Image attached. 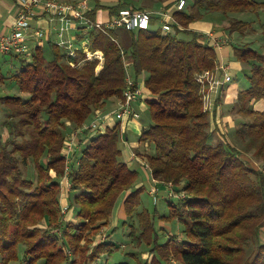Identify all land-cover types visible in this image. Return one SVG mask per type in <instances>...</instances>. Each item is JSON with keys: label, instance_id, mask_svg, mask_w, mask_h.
<instances>
[{"label": "trees", "instance_id": "trees-1", "mask_svg": "<svg viewBox=\"0 0 264 264\" xmlns=\"http://www.w3.org/2000/svg\"><path fill=\"white\" fill-rule=\"evenodd\" d=\"M154 1L161 4L160 10L123 0L113 6L95 0L89 11L92 19L99 9L115 14L132 7L155 13L171 10L175 22L165 32L159 16L152 15L149 29L127 32L126 50L113 29L94 28L80 35V40L87 39L89 51L103 52L101 69L82 49L71 56L49 40L46 51L39 45L29 55H8L20 66L7 79L28 97L0 96L6 108L0 120V264H109L101 262L102 257L111 256L119 245L110 235L99 243L95 236L108 228L120 201L126 219L137 217L140 223L137 234L133 221L124 220L131 228L129 237L150 246V257L128 253L129 261L114 264H132L130 258L133 264H264V107L253 106L257 101L264 104V51L249 43L233 48L235 59L249 65L250 75L249 87L239 92L233 110L245 120L228 142L219 128L211 129L203 85L197 79L215 69L216 50L189 28L218 14L229 34L254 33L255 21L239 16L255 14L261 20L264 2L186 0L177 10L178 0ZM126 57L136 77L144 73V86L153 96L147 102L152 121L143 127L138 142L153 145L154 152L138 148L137 155L154 180L163 186L172 183L174 191L184 193L178 205L169 203L171 214L184 225L182 239L172 235L160 243L148 211H137L143 187L136 182L137 171L121 160L118 145L126 137L121 123L104 133L91 129L94 135L73 160L64 155L67 122L81 129L111 100L124 98ZM216 133L220 138L215 139ZM239 141L245 146L240 148ZM249 152L259 161L257 167L242 157ZM64 175L73 191L66 207L73 209L75 220L65 217L61 203Z\"/></svg>", "mask_w": 264, "mask_h": 264}, {"label": "crops", "instance_id": "crops-1", "mask_svg": "<svg viewBox=\"0 0 264 264\" xmlns=\"http://www.w3.org/2000/svg\"><path fill=\"white\" fill-rule=\"evenodd\" d=\"M118 0L113 1V0H101L102 4H107L108 6H113L115 3H117ZM95 0H92L90 3V8L93 9L95 6ZM20 9V6L18 4L17 0H0V30L3 32H7L10 30L11 25L13 24L17 13ZM156 10H160V8H155ZM32 14L30 16V26L31 30L35 29H40L44 33L42 38H36V37H29L26 39L27 41L25 42V45L27 48L30 50H33L36 46H43L45 48V51L48 47L47 41H55L57 39V30L59 28V22L51 20L45 12H43L40 8H34L33 11H31ZM160 12H166L168 14H172L171 10H162L157 13L153 12V15L159 16V22H161L162 18L160 16ZM111 13L109 9H99L95 15V19L99 22H107L110 17ZM221 15H211L204 17L202 20H197L193 23L190 24L189 28L192 29L193 31H196L200 34H202L207 41H209L210 45L214 46L216 50V59L215 63V69L212 71L211 74V80L210 84L206 85L204 87V101H203V106L204 108L209 112L211 116V129L214 128H219L220 133H225L228 138V134L223 131L222 124L226 123L227 126L233 127L230 128L231 131L234 130V127H236V122L238 121L235 118V114L233 112L234 106L238 100V94L241 90H244L245 88L249 87V75H250V69L249 65L242 63L240 61H237L234 57V50L233 48L235 45H241L242 42L244 43H249L250 44V39L251 36H248L247 33L240 34L238 32H233L229 34L226 32L224 29L225 25V20ZM161 25V23H160ZM116 33V38L117 42L120 44L122 48L126 50L128 49V46L130 45V36L127 33L126 30L123 28H115L113 29ZM72 36L75 35V40L73 41V44L78 48V50L82 49L83 51L89 50L87 44L85 43V39L80 40L78 37L79 35H85V34H79L77 33L76 29H72L69 32ZM254 34V33H250ZM243 37L242 41H240L238 38ZM238 39V40H237ZM80 42V45L77 43ZM254 47V44H252ZM260 50L264 51V46L262 48H259ZM90 54L88 60H95L96 58L102 56V59H98V66L103 67L104 63V55L101 50H96V51H88ZM2 54V53H0ZM92 54V56H91ZM4 57V60L13 64L15 61H18L16 58L2 54ZM82 61L80 65L83 64ZM131 60L128 59V57L125 58V64L127 65V75L134 79L138 84L142 86V91L143 95L142 97L139 98L135 103H140L141 106H144L143 101L148 102V98L153 99V96L146 90L144 86V78L145 75L144 73L140 74L138 77H136L135 70L133 68V65L130 63ZM20 66V65H19ZM228 66L229 69L227 70L226 73H228L231 77V80L229 82H225L222 85H216L214 84L213 80L218 79L221 80L224 77L225 71L223 70V67ZM97 67V71L100 70ZM1 72V69H0ZM142 81L140 79L142 78ZM143 100V101H140ZM119 100H111L108 106L103 109L99 110L95 113L93 118L91 119V122H95V128H98L100 132H103L107 128H113L116 126L117 122L121 123V130L126 134L127 133V126L129 123H135L137 125V120L136 119H126V120H118L115 117L114 111L118 107ZM254 108L257 109H262L264 107L263 102L257 101L253 103ZM134 120V121H133ZM139 120V119H138ZM132 121V122H131ZM133 125V124H132ZM142 130V129H141ZM94 131H90V129L84 128L83 130L81 129H75L73 128L72 125L68 126V137L67 139H74V143L76 144V147H74L73 152L71 151L70 153L67 152L66 149V143L67 139L65 142V147L64 149V155L68 157V160L71 161L73 160L72 157L74 156L76 150L78 149L77 147H80L82 144L85 142L87 143L94 135ZM70 133V134H69ZM219 133H216L215 136L218 138ZM139 137V136H138ZM230 142V140L228 141ZM124 143L128 148H134L131 150V161L137 160L138 162H141V165L143 161L140 159V157L137 155L138 148L140 147V143L137 142H130L129 137L126 135L124 137ZM129 161V165L132 167V162ZM147 167V166H146ZM154 181V180H153ZM158 184H161L160 182H155ZM141 186V183L138 184ZM61 189L63 193L65 194L64 197V202L61 197V203L63 207L71 203V189L68 187V178L64 176L61 179ZM157 193L156 189L150 191V193ZM156 198V197H155ZM72 210V209H71ZM70 211V210H69ZM124 211H123V205L120 201L118 206L116 207V210L114 212V215L112 217L111 223L109 225H116V223H119L118 220L122 219L125 220L126 216L124 217ZM69 214H66V217L70 220L74 219V213H72L69 217ZM75 220V219H74ZM263 233H264V228H263ZM264 237V236H263ZM111 238V237H110ZM111 241L115 242L112 238L110 239Z\"/></svg>", "mask_w": 264, "mask_h": 264}, {"label": "rangeland", "instance_id": "rangeland-1", "mask_svg": "<svg viewBox=\"0 0 264 264\" xmlns=\"http://www.w3.org/2000/svg\"><path fill=\"white\" fill-rule=\"evenodd\" d=\"M60 1H64V2H80L81 1L82 2V0H60ZM113 1H115V0H113ZM123 1L131 2L133 5L140 6V7L150 6L152 8H154V7L155 8H161L160 7L161 4L155 2L154 0H123ZM257 1L264 2V0H257ZM88 2L90 4L92 2V0H88ZM37 8H40L42 10L41 7L37 6ZM259 15H260L259 17H261V20H258V18L255 17L256 16L255 14H254V16H253V14H251V15L250 14H242L241 16L238 15L239 18L248 19V20L252 19L255 21L254 26L256 27V32H254V34H250L251 32L247 31L248 36H251L250 44H254L255 48H262L264 46V34L262 31V25H264V10H262L259 13ZM260 23H262V24H260ZM225 25H227L226 21H225ZM158 27H159V25L156 26L155 28L157 29ZM238 39L240 41H242L243 37H239ZM254 41L256 43H254ZM77 44L80 45V42H78ZM242 44H244V42H242ZM4 57L5 56L0 54V69H1L2 77H4L2 79V77L0 75V96H5V95H18L19 96L20 95L23 97H28L27 93L21 92L19 87L16 84L10 83L9 79H7L8 76H10L11 74H13L17 71L20 63L18 61H15L13 64H11V63L5 61ZM210 73L212 74V72H210ZM142 79H143V76L140 79V81H142ZM201 88L203 89V86ZM148 99H151V98H148ZM140 101H143V100H140ZM143 104H144V106H141L140 103L134 104L135 108L140 113L141 118L139 120H137V122H138L137 125L135 123H129V125L127 126L126 135L129 137L130 142H132V141L137 142L138 136L140 135V133L142 131L141 129H143V127L150 124L152 121L151 113L149 110V105L147 104L146 101H143ZM5 110H6V108L2 107V105L0 104V120H3L5 118ZM235 118L237 121L239 119V121L236 122V126H238L241 123L240 121L245 120V118L242 115H236ZM66 125L70 126L71 124L69 122H67ZM222 128H223V131L228 134V138H229L228 141L229 140L231 141L232 131L230 128L233 129V127H229V126H227L226 123H223ZM234 128H236V127H234ZM215 139H218V136L215 137ZM86 144L87 143L85 142L80 147H77L78 149L76 150V154H75L76 156L81 152V150L83 149V147L86 146ZM118 146H121L120 147V149L122 151L121 160H124L127 163H129V161H131V152L130 151L133 150L134 148L133 149L128 148L126 146V144L124 143V140H121L120 145H118ZM238 146L240 148H242L245 146V144H244V142L239 141ZM74 147H76L75 143L73 144V150H74ZM143 149H147L149 154H152L154 152V146L151 144H149L148 147L140 144L139 150H143ZM242 157L244 158V160L247 161V163L250 162L252 165H255L257 167L259 161L254 160V158L250 155V152L243 154ZM72 159H74V156L72 157ZM131 162H132V169H135L138 173V179L136 182H137V184L141 183V187H143V189L141 190V193H140V205L138 206L137 211L140 212L144 209H146L148 211V214L150 215V217L153 220L154 225L156 227L157 240L160 243H162L163 241L165 242V240H167L168 237L172 236V235H177L180 239L184 238V233H183L184 225L182 224V222H180L176 217H174L171 214V207L169 205V203L171 204V202L175 205H178L180 203L179 199L184 196V193L173 191V194H176L177 196L170 197L166 186H163V184L155 183L153 181V178L151 177L150 171L146 167V163L143 162L141 165V162H138L137 160H134ZM30 167H32V166H30ZM29 171H30V169H29ZM26 175H28V174L26 173ZM68 183H70V182H68ZM70 187H71V183H70ZM151 189L152 190L156 189L157 193L156 194H155V192L150 193ZM178 196H180L179 199H178ZM61 197H62L63 202H64L65 194L63 193L62 189H61ZM71 200L73 201V191H71ZM65 207H66V204L63 208V211L66 212L65 214H69L68 215V217H69L73 213V209L70 211L69 210L67 211V208H65ZM135 215H136V213H135ZM65 217H66V215H65ZM73 217H75V216H73ZM124 217H125V215H124ZM126 221H128L129 223L133 221V223H131V224H134V228L138 231L137 234H139V232H141V230L139 228L140 223H139V220L137 217H135L132 221L125 219V222ZM118 222L119 223H116V225H112V226L109 225L108 228L107 227L103 228L102 233L97 234L95 236V242L96 243H99L103 240H105V241L108 240V238L105 237V234H106V235H110L111 238L115 241V243H117L119 245L117 250H115L111 256H109V257L107 255L103 256L101 259V262H108L109 264H114V263H116L118 261H122V260L129 261V259H127V256H126V254H128V253H136L137 256H140L143 259L150 257V254L148 251L150 249V246H147L145 243H142V244L133 243L131 238L129 237V232L131 229L130 227H128L129 225L124 226V220H122V219H119ZM22 252H23V248L20 247V251H19L20 257L22 256ZM130 263H132V264L135 263L132 258H130ZM11 264H21V263L20 262H12Z\"/></svg>", "mask_w": 264, "mask_h": 264}, {"label": "built area", "instance_id": "built-area-1", "mask_svg": "<svg viewBox=\"0 0 264 264\" xmlns=\"http://www.w3.org/2000/svg\"><path fill=\"white\" fill-rule=\"evenodd\" d=\"M20 9L17 16L11 25V28L7 32L0 30V53L5 55L19 54V55H29L31 50L26 47L25 42L29 37L42 38L44 33L40 29L31 30L30 26V16L34 8L41 7L42 11L48 15V17L59 22L60 26L57 30V39L53 41L55 44L60 46L67 52L68 55L75 56L77 54L78 48L73 44L75 40V35H71L69 32L72 29H76L79 34H88L90 30L94 28L99 30H112L115 28H123L128 31L137 30H147L151 27V19L153 12L149 10L135 9L132 7L122 8L117 13L112 14L107 22H99L96 19H92L89 16L90 4L88 0H82V2H64L60 0H17ZM186 0H178L175 5V9L182 10ZM161 26L163 31L167 32L173 25L174 20L171 14L166 12H160ZM80 36V35H79ZM84 41V40H83ZM85 43L88 46V41L85 39ZM89 49V48H88ZM89 51V50H88ZM87 50L83 51L87 60L89 58V52ZM100 59V57L95 60ZM73 65V63H72ZM228 66L223 67L225 71L224 77L221 80H213L214 84L222 85L225 82H229L231 77L227 72ZM211 71H206L198 74L197 79L202 83V99L204 101V87L210 84V73ZM143 91L142 86L135 82L134 79L129 76L126 78V88L124 89V98L117 104L118 107L114 111L115 117L118 120L126 119H140L141 115L135 108V102L142 97ZM205 109V108H204ZM206 110V109H205ZM95 122H91L89 125L81 128L91 129L95 128ZM74 139H67L66 149L67 152L73 151ZM67 157V156H66ZM68 159V157H67ZM69 161V160H68ZM67 175V174H66ZM64 175V176H66ZM68 178V176H66ZM154 180V179H153ZM69 182V179H68ZM154 182H157L154 180ZM166 186L170 197L177 196L173 194V184L166 183ZM70 187V183H68ZM71 188V187H70ZM180 198V196H178ZM67 208V207H65Z\"/></svg>", "mask_w": 264, "mask_h": 264}]
</instances>
